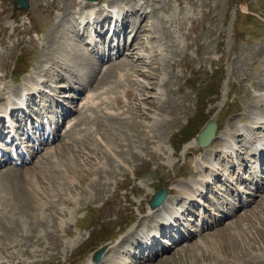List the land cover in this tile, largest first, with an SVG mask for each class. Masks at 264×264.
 <instances>
[{
	"label": "rangeland",
	"instance_id": "rangeland-1",
	"mask_svg": "<svg viewBox=\"0 0 264 264\" xmlns=\"http://www.w3.org/2000/svg\"><path fill=\"white\" fill-rule=\"evenodd\" d=\"M28 1L29 8L22 10L25 12L22 16L16 17L20 9H13L12 0H0V54L5 69L0 70V77L6 75L1 82L11 84L13 90L18 89L12 80L16 79V73L31 66V75H41L52 86L65 84L54 94L62 104L59 109L64 110L63 105H67L72 110H68L66 119L57 130L59 137L52 142L58 157L48 156L46 161L51 162L42 164L47 170L39 169L37 161L44 160V150L49 146L25 166L0 168V197L11 196L6 208L0 206V213L8 215V219H0V244L5 246L7 257L14 256L24 262L30 259L35 264H89L94 249L111 246L120 240L125 241L122 243L125 245L126 240L131 239L130 233L137 235L142 227L157 223L154 219L156 211L151 209L149 200L158 189L167 188L169 195L180 205L188 201L185 196L181 198L178 185L201 179L199 161L211 159L217 162L219 150L224 145V133H229V129L236 132L240 125L257 121L251 107L264 111V96L261 94L264 93V0H146V3L145 0H104L106 4L96 7L147 5L145 17L136 15L133 10L129 12L128 21L133 24L121 32L123 38L128 39L132 34L130 28H136L131 44L128 41L119 45L124 47V54L120 57L132 51L128 58L113 56L115 49L112 50L106 40L108 20L101 27L100 10L89 19L88 28L85 25L76 35L77 28L71 26L74 11L78 17L85 0ZM70 26L74 35L68 28ZM116 26L120 28L121 22L117 21ZM85 29L89 33L96 29L99 34L93 35L100 49L104 50L99 59L86 51L88 57L97 62L95 64L84 58L87 30L84 34L81 32ZM23 31L29 35H23ZM79 39L83 47L82 51L78 49L80 52L74 47ZM158 39H162V47L158 45ZM69 44L71 48L64 50ZM140 54L146 56L144 61L151 60L150 65L138 59ZM132 58L135 59L133 63ZM66 59L69 63L66 69H61L64 64H59V60L66 62ZM79 59L85 64L84 78L93 80L97 77L94 76L97 69L102 66L99 82H106L103 81L102 85L96 81L91 85L85 83L90 88L80 90L82 71L76 67L82 66L76 65ZM129 61L130 66L126 68ZM41 66L45 74L40 71ZM146 67L149 70L147 75L139 76L144 84L142 90L134 83L135 72L131 68ZM129 69L130 75L125 76ZM115 70L124 71L122 79L116 76ZM115 77L123 87L115 84ZM125 77H128L127 81ZM25 78L23 75L20 83H24ZM69 84L72 87L69 88ZM159 88L165 91L162 105L166 109L160 113L155 108L161 103ZM45 90L47 93L52 91L51 94L54 92L50 86ZM88 93L97 97L98 102L90 110L82 106V98ZM124 94L130 95L129 98L126 99ZM103 96L108 105L100 104ZM116 96L121 101L120 107L114 103ZM139 100L150 106L147 119L142 115L143 111L139 112ZM170 106H173L171 111ZM107 110L121 113V116L111 117L112 120L107 117L96 119V114ZM85 114L90 117L85 118ZM16 116H19L17 112ZM156 117L160 119L154 123ZM211 117L217 119L216 134L209 145L200 147L196 143L197 132ZM254 131L255 137L264 142V120L256 124ZM246 141L245 136L239 141L243 151L238 161L251 159L257 167L261 166L258 177L263 182L264 164L259 165L253 149L244 148ZM58 147L66 149L58 150ZM224 166H215L219 180L210 179L211 187L206 185L197 196L204 200L200 201L202 205L192 201L182 212L184 223L179 226L188 239L180 240L177 233L171 232L176 239L172 245L147 259L139 258L138 261L133 258L129 264H264V186L257 191L254 182L244 180L241 175L239 179L234 172L229 180H224L227 171L220 170ZM10 168L16 170L7 171ZM34 168L40 170H36L40 176V188H51V196L46 198L55 202V209L51 208L52 204L48 206L50 209L47 207V213L52 210L51 224H46L47 215L41 217L35 209L29 210L31 214L28 215L25 210H20L18 199L14 197L13 200L14 188L26 187L23 173ZM54 168L64 177L60 178V172ZM248 168H243L240 174L249 176ZM5 174L11 175L10 180L4 177ZM47 174L56 179L53 186L48 183L50 178H45ZM226 184L231 186L229 192H223ZM235 188L239 190L238 195L232 191ZM25 193L32 202L35 201L30 192ZM219 194L226 197L221 196L225 202L229 199L236 201L237 206L225 207L228 216L220 223L206 227L207 220L213 221V215L222 214L217 209V201H222L217 196ZM237 196L247 201H238ZM61 197L64 200L60 201ZM56 209L63 214L57 216ZM9 219L13 226L7 231L4 224L10 227ZM56 220L57 226L54 225ZM29 221L30 228L20 235L18 229L29 225ZM15 236L19 245L10 242ZM16 248L22 252L8 254ZM30 249L40 256L27 258ZM109 255L113 254L104 252L103 257ZM120 257L126 259L123 255Z\"/></svg>",
	"mask_w": 264,
	"mask_h": 264
},
{
	"label": "bare ground",
	"instance_id": "bare-ground-1",
	"mask_svg": "<svg viewBox=\"0 0 264 264\" xmlns=\"http://www.w3.org/2000/svg\"><path fill=\"white\" fill-rule=\"evenodd\" d=\"M114 2V1H113ZM101 3L102 4H106L105 3V1L104 0H98V1H94V0H91V1H87V0H85V2H84V5H83V10L82 11H79L78 12V17L77 16H75V14L77 13L76 11H74V15H73V28L74 29H76L77 28V33H76V35H79L80 33H79V31L81 30L80 29V27H75L74 25H78V23H80V25L84 28V26L86 25L87 26V23L88 22H90L91 23V21L88 19V16H89V14L90 15H92L93 13H94V9L96 8V6H98V5H101ZM99 9H101V10H103L101 7H98ZM98 9V10H99ZM143 9V10H142ZM128 10H132V8L131 9H128ZM141 11L140 13H138L137 11ZM129 11V12H130ZM111 12H112V16H114L115 17V20H119V21H121V20H124L125 22V25L123 26V29H125L126 30V27L127 26H131V24H133V23H131V22H129L128 21V15L129 14H124V12H120L119 10H118V8H117V6L115 5V4H113V5H111ZM129 12H126V13H129ZM133 13H135L136 15H138V14H140L141 16H146V14H144V13H147L148 11H145V8L144 7H142V5H139V6H137L135 9H133V11H132ZM127 17V19H126V17ZM76 20H78V23H77V21ZM84 21H86L85 23H84ZM124 23H122V25L124 24ZM90 25V24H89ZM136 25V24H135ZM72 27L70 26V27H68V28H70V31L72 32V34L74 35V32H73V30L74 29H72ZM87 28H88V26H87ZM134 29V28H133ZM86 30L87 29H85V32L83 31V32H81L82 34H84V33H86ZM71 32H70V34H71ZM113 34H116V30L114 29V31H113ZM89 35V34H88ZM135 36H136V33L134 32V36H133V38H132V41L134 40V38H135ZM125 39H126V36H125ZM83 40V39H82ZM88 40H89V42L92 44V38H88ZM78 41V40H77ZM100 41V40H99ZM80 42H81V39H79V41L78 42H76L75 43V48L77 49V51H78V49H80V51H82L83 50V47H82V45L80 44ZM88 43V42H87ZM89 44V43H88ZM71 45L69 44V46H64V50H67V48L69 47V48H71L70 47ZM85 49L86 50H84L85 51V53H84V58H86L87 60H89L91 63H93V64H95V63H97L96 61H94V60H92L91 58H89L88 57V55H87V48L85 47ZM95 48L94 47H92V49L91 50H94ZM80 51H78V52H80ZM116 53H118L119 55L120 54H122V52L120 51V49L119 48H117V50H116ZM77 56V55H76ZM79 56H82V55H79ZM78 56V57H79ZM131 55H130V53L129 54H126L124 57L126 58H128V57H130ZM144 57V55H142V54H140V55H138V59H143V61H144V59H145V57ZM69 61H71V62H73L72 60H69ZM132 61V60H131ZM143 61H140L139 63H141V62H143ZM239 61H240V59H239ZM55 62H56V60H55ZM59 64H64V65H62L61 66V69H63V68H65L66 69V65L69 63L68 62V60L66 59V62H64V61H62V60H59ZM144 62H146V63H148L149 65H150V63H151V60L149 59V60H147V61H144ZM143 62V63H144ZM74 63V62H73ZM77 64H81L82 66H80V65H77ZM99 64H102V63H99ZM76 67H78V68H80L81 69V71H82V78H81V80H79V85H81L80 86V89L81 90H84L85 88H86V86H85V83H87V85H91L92 84V82H94V81H96V83H98L99 81H101V79H102V66H100L98 69H97V72L94 74V76H97V77H95L93 80H91L90 81V77L89 78H84V76H85V73H84V68H83V65H85L84 64V61L83 60H77V62H76ZM124 66V65H123ZM127 67L126 68H128L129 66H130V61L127 63V65H126ZM94 68V67H93ZM92 68V69H93ZM120 68V67H119ZM126 68H124V69H126ZM116 69V68H115ZM132 69V72H135V79H134V83L136 84V85H139V86H141V88H142V90H143V88H144V84H142L141 83V79H140V74L141 75H145L146 73H148L149 72V70H148V68L146 67V68H139V69H136V68H131ZM131 69H129L128 71H127V74H125V76L126 75H130V71H131ZM264 69V68H263ZM115 71H117V70H115ZM119 71V70H118ZM116 72V73H118V75H116L118 78L119 77H121V79H122V76L124 75L123 74V72L124 71H120V72ZM105 72V71H104ZM104 72H103V74H104ZM45 74V73H44ZM154 74H156V73H154ZM147 75V74H146ZM45 77V76H44ZM91 77H93V76H91ZM61 78H65L64 76H61ZM118 78H116L115 77V84L119 87V86H121V87H123L122 86V84L120 83V80L118 79ZM80 79V78H79ZM86 79H88L87 80V82H85V80ZM123 79H124V77H123ZM127 79H128V77H125V80L127 81ZM104 81V80H103ZM102 81V82H103ZM179 81V80H178ZM47 82V80L46 79H44L41 75H38V77H28L27 78V81H26V85L25 86H23L22 87V89H21V91H20V94H19V96H17V99H18V101L16 102V101H14L15 100V95L13 94V93H10L9 95H7L6 97H4V105H3V107H1L0 108V115L2 114V115H5V113L6 112H12L13 110H15L17 107H16V105L18 104V103H21V102H23V101H21V97H25V95H30V94H32L30 91H28L27 89L28 88H34V91L36 92V93H38L39 94V97H50V99L52 100L53 98H54V95L52 96V95H49V94H51V93H47L46 92V90H44L43 89V87H48V86H50V88L51 89H53L54 90V92L53 93H56V91H57V89L59 88V89H62L63 87L62 86H64V85H59V87H57L58 85H54V86H52L51 84H49L48 82ZM102 82H99L100 84L102 83ZM106 81H104V83H105ZM123 82V81H122ZM103 83V84H104ZM102 85V84H101ZM105 85H107V84H105ZM69 86V88L70 87H72L70 84L68 85ZM129 86V85H128ZM127 86V87H128ZM120 87V88H121ZM98 89H99V87H97ZM96 88V89H97ZM0 89L3 91L5 88H1L0 87ZM102 89V88H101ZM103 89H105V87L103 88ZM122 89V88H121ZM120 89V90H121ZM124 89V88H123ZM106 90V89H105ZM159 90H160V95L158 96V100H159V102H161L160 103V107L159 106H155V108H156V110L160 113L161 111H165L166 109H164V107H163V105H162V103H163V95L162 94H165V91L163 92V89H161V88H159ZM180 90V84H179V86L176 88V90L175 91H179ZM96 91H98V90H96ZM99 91H100V89H99ZM1 92V91H0ZM52 92V91H51ZM103 91H101V93H102ZM109 93V92H108ZM127 93V92H126ZM143 94V93H142ZM263 96H264V93H261ZM127 96V95H126ZM125 96V97H126ZM129 96L130 95H128L127 97L129 98ZM95 97V96H94ZM126 97V99H128ZM139 98V97H138ZM46 99V98H45ZM95 99L96 100H94V98H93V95L91 94V93H89V94H86L85 96H84V98L82 99L83 100V105H86V109H92L96 104H97V97H95ZM47 100V99H46ZM167 102V103H166ZM165 103L166 104H168V100L166 101ZM114 103L116 104V106L117 107H120L119 105L121 104V101H120V99H119V97H114ZM146 102L143 100H139V105H140V109H139V112L140 111H143V114L142 115H144V117H145V119H147L146 118V115L148 114V111H147V109H150V106H147L146 104H145ZM256 103H258L259 105H260V107L262 106V104L261 103H259V102H256ZM100 104H107L108 105V101H107V99H106V97H102L101 99H100ZM107 107V106H106ZM173 108V106H170L169 107V109H170V111H171V109ZM252 109L251 110H253V112L256 114V116H257V121H254L253 123H247V124H244V125H241V126H239L238 128H236L237 130H236V132H235V130L234 131H232L231 129H229L228 130V132L229 133H224L223 134V136H222V139H224V141H223V147L220 149V153H221V157H219L218 158V160H217V162H215V161H212L211 159H205V160H202V161H199L198 162V167H199V173H200V175H201V179L198 181V182H195V183H192V182H190V183H188V182H181L179 185H178V188H179V190H180V192H181V194H182V196H185V198L186 199H189L190 201H188V202H190V203H192V201H197V202H200V199H199V197L197 198V196H195V194H197V193H201L202 192V189L203 188H206V185H208V184H210V182H212L210 179H212V178H214V179H217V180H219V175L217 174V172L218 171H216L215 170V166H217V165H219V166H221V164L224 166L225 164H227V167H223V169H224V171H227V176L224 178V180H229V179H227V178H229V177H231V173H233V167H234V165H236V168H238L239 170H238V172H237V176L236 177H239V179H240V169H242V167H241V163H238V162H236V163H234V157L233 156H235L236 157V159L238 160L239 159V156H240V154L242 153V151H243V149L241 148V146H239L240 145V143H239V141H241V137L242 136H245L246 138H247V141H246V143H248V141L251 139V141L252 142H254V146L256 147V148H260V149H262V147H263V145H264V142H259V141H257L256 140V138H255V131H254V129L256 128V124L260 121V120H264V111H262V109L260 110V108L259 107H257V108H255V107H251ZM161 110V111H160ZM102 114H105V115H102ZM102 114H96L95 115V117H96V119L97 118H104V117H107V118H110L111 120H112V118L111 117H116V116H118V113H113V112H110V111H105L104 113H102ZM90 116L89 115H87V118H89ZM164 118V117H163ZM158 119H160V118H158V117H156V121L154 122V123H156L157 122V120ZM164 122V121H163ZM130 124H132V122L130 121L129 122ZM158 124V123H157ZM75 124H73L72 126H71V128L74 126ZM154 125V124H153ZM162 125V124H161ZM152 126V125H151ZM155 127V126H154ZM258 128V127H257ZM254 131V132H253ZM228 134H231V135H228ZM148 137H151V135H147ZM54 137H57V134L56 133H54ZM101 137V136H100ZM103 140V139H102ZM60 148H63V149H66V147H60ZM207 148V147H206ZM244 148L246 149V148H250L251 149V145H249V146H244ZM50 149V148H49ZM46 150V149H45ZM254 150H256V149H254ZM55 153V154H54ZM56 153H57V149H55V147H54V149H53V151L52 150H50V152H47L46 153V157L45 156H41V157H45L44 158V160H42V159H40V160H38V158H37V160H38V163H39V169H40V167H41V170H43V172L45 171V169L46 168H42L43 167V165L42 164H44V163H47L48 164V161H50V160H47L46 161V159H47V157L49 156L50 158H53V157H58V155H56ZM259 154H260V151H259ZM262 154L264 155V152H262ZM70 159H73L72 157L70 158ZM52 160V159H51ZM59 160V159H58ZM35 161V160H34ZM44 162V163H43ZM51 162V161H50ZM260 162H264V160L262 159ZM55 164V163H54ZM48 166V165H47ZM50 167V166H49ZM12 168V167H11ZM8 169L7 171H11V170H16V169ZM32 168V167H31ZM55 170H57V171H59L58 169H56V168H54ZM27 170V169H26ZM36 170H38V169H35L34 168V170H27V171H25L24 173H23V177L26 179V187L27 188H29V189H27L25 186H23V187H21V188H14L15 189V191H13V193H12V195H13V200L15 199V198H17L18 199V202H19V205L18 206H20L21 207V209L20 210H25L24 212L25 213H27L28 215H30L31 213H28V212H30L29 210H34L35 209V211H37L38 212V214L39 215H41V217H44L45 216V214H43V213H46L45 211H44V207L45 208H47L48 206H49V204H50V200H46V198L45 199H43V197H42V195H45V197L46 196H48L49 198H50V196L51 195H49V193L51 192V188L50 187H46V186H44L45 187V189H42V188H40V186H39V177L40 176H38V174H37V172H36ZM47 170V169H46ZM38 171H40V170H38ZM48 171H49V169H48ZM53 172V171H52ZM60 173H58V176L61 178V177H64V175L62 174V172L61 171H59ZM207 173L206 175H204V173ZM55 173V172H54ZM71 173H72V176H74L75 174H74V171H73V169L71 170ZM44 175H46V174H44ZM48 176H45V178H50V179H48L49 180V185H51V186H53V183L54 182H56V179H54L51 175L49 176V174H47ZM58 176H56V177H58ZM4 177L5 178H7V180H10V177H11V175H9V174H5L4 175ZM75 177V176H74ZM68 178V177H67ZM207 178V179H206ZM77 179V178H76ZM60 181H61V179H60ZM75 181V180H74ZM56 184V183H55ZM32 186V187H31ZM258 186V185H257ZM262 186H264V184H262ZM43 187V186H42ZM54 188V187H53ZM52 188V189H53ZM222 189V188H221ZM57 190H58V188H57ZM231 190V186H229L228 184H226V186H225V188H223V192H229ZM257 191H258V188L256 189ZM25 191H28V192H30L32 195H33V197L35 198V201L34 202H32V199H31V197L29 196V194L27 193V195H26V193H25ZM232 191H235L237 194H238V190L237 189H232ZM55 192V191H54ZM58 193H60V192H58ZM62 193V192H61ZM57 194V193H56ZM55 194V195H56ZM27 196V197H26ZM52 196H54V195H52ZM57 196V195H56ZM59 196V195H58ZM61 196V195H60ZM218 197H225L224 195H217ZM2 197L4 198V199H2L1 197H0V206H3V205H5V208H6V206H7V203H8V200L11 198V196H9V195H2ZM15 197V198H14ZM221 197V205L222 206H226V204H225V198H222ZM58 199V198H57ZM48 201V203H46ZM61 201V200H60ZM203 202H204V200H202ZM245 201H247V199H245ZM59 202V201H58ZM57 202V203H58ZM178 204L176 203V202H174L173 201V199H171V197L170 196H168L165 200H164V202L163 203H161V205H159V206H157V207H155V208H153L155 211H156V217H157V225L156 224H151L149 227H146V228H144V227H142L141 229H139L138 230V232H137V234H138V236H134L133 235V233H130L131 235V237L133 238V240H138L139 238H144V239H146V240H155L156 241V239H155V234H157L158 233V230L156 229V228H158V227H160L161 225H163V224H168L169 222H170V219H177L178 218V215L180 216V214L184 211L183 210V206H177ZM4 208V209H5ZM219 211H223L222 209H220L219 208ZM8 214H9V212H8ZM222 216H220V218H217L216 216H213V221L211 220H207V222H206V227H209V226H212V225H214V224H217V223H220V221H222L223 220V218H225L227 215H226V213H222L221 214ZM4 216V217H3ZM7 216L8 215H4V214H2V213H0V219H1V217L2 218H6V219H8L7 218ZM8 222H9V224H10V227L8 226V225H6V224H4V228H7L6 230L8 231V230H11L10 228H11V226H13V221H11L10 219L8 220ZM232 222V221H231ZM30 226H31V222L29 221V225H27V226H25V225H22L19 229H18V231H19V233H20V235L21 234H23L26 230H28L29 228H30ZM239 229V228H238ZM242 229V228H241ZM3 234V233H2ZM222 234V233H221ZM220 235V234H219ZM132 240V241H133ZM17 241V242H16ZM25 241H31V240H25ZM122 240H120L118 243H116V244H112L111 245V247L109 248V251H117L118 250V247H121L122 249H123V252H125L126 254H122L123 255V257H125L126 259H122L120 256L121 255H117V254H113V257H112V259H110V260H108L107 261V263H103V264H129L130 262H132L131 260H132V258L128 255V253L130 254L131 253V251L132 250H134V249H132V246L133 245H131V244H129L128 245V248L127 249H125V248H123V246H122V243L123 242H125V241H122ZM127 241H129L128 239H127ZM11 243H13L14 242V244L13 245H19L20 244V241H19V239L17 240V236H15V238H13V240L12 241H10ZM29 243V242H28ZM132 243H134V242H132ZM147 246H149V245H147ZM5 246L4 245H1L0 244V264H35V262L34 261H28V262H23L21 259H17V257H14V256H10V257H7L5 254H7L6 252H5ZM20 250V251H19ZM32 251V249H30V251H29V253H28V257L27 258H29L30 256H33V257H35L36 255H38V254H36V253H34V252H31ZM17 252H22V249H20V248H16L13 252H11V251H9L8 252V254H11V255H16V253ZM38 256H40V255H38ZM138 261H139V259H137ZM44 261V260H43ZM136 261V260H135ZM134 261V262H135Z\"/></svg>",
	"mask_w": 264,
	"mask_h": 264
},
{
	"label": "water",
	"instance_id": "water-1",
	"mask_svg": "<svg viewBox=\"0 0 264 264\" xmlns=\"http://www.w3.org/2000/svg\"><path fill=\"white\" fill-rule=\"evenodd\" d=\"M22 3L23 7H26V3L24 0H20ZM216 128V123H215V118H212L209 120L205 127L199 131L198 136H197V141L201 146L207 145L209 141L211 140L214 130ZM165 192H158L151 201V206H156L162 202V199L164 198Z\"/></svg>",
	"mask_w": 264,
	"mask_h": 264
}]
</instances>
